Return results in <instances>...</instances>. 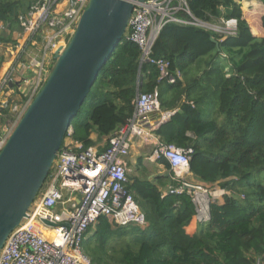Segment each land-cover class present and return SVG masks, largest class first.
Masks as SVG:
<instances>
[{
    "label": "trees",
    "instance_id": "1",
    "mask_svg": "<svg viewBox=\"0 0 264 264\" xmlns=\"http://www.w3.org/2000/svg\"><path fill=\"white\" fill-rule=\"evenodd\" d=\"M187 3L202 20L237 19L236 35L218 38L194 25L165 24L153 55L183 72L174 84L158 81V68L141 64L138 44L124 37L87 95L82 117L71 125V138L92 146L93 131L114 132L132 115L137 92L158 87L161 110L176 111L155 130L159 140L193 147L194 176L234 194L213 204L210 221L191 235L185 228L195 206L186 193L167 191L165 183H175L171 174L167 182L132 176L129 186L148 225L116 230L101 216L84 243L93 264H264V37L252 33L239 0ZM30 4L0 0V18L19 30L18 17ZM11 36L4 33L0 40ZM14 118L9 109L0 115L1 124ZM158 161L171 168L165 158Z\"/></svg>",
    "mask_w": 264,
    "mask_h": 264
},
{
    "label": "built area",
    "instance_id": "2",
    "mask_svg": "<svg viewBox=\"0 0 264 264\" xmlns=\"http://www.w3.org/2000/svg\"><path fill=\"white\" fill-rule=\"evenodd\" d=\"M89 1L31 0L28 10L19 15L20 29L15 31L0 18V36L11 33L17 40L11 48V58L0 69V115L6 109L14 110L16 95L21 96L23 105L29 106L47 81L55 54L75 32ZM134 3L125 37L138 44L141 64L155 65L158 81L168 84L182 81L184 76L180 69L171 70L165 57L153 55L165 24L194 25L212 31L218 38L237 33V19H199L191 12L187 0H136ZM133 105L132 115L108 137L102 151L73 140L72 128H69V141L65 138L50 170V184L40 192L28 216L9 234L0 251V264H93L84 243L90 237L89 229L101 216L108 217L118 227H146V215L129 186L127 158L137 138L145 142L157 139L147 159L165 158L169 162L176 183L169 185L167 191L191 197L195 206L192 219L198 225L210 221L213 204L222 203L225 195H233L218 184L209 187L187 179L193 147L182 148L159 140L155 130L170 118L172 111L161 110L158 87L149 92L138 91ZM157 112L160 120L153 123L151 117ZM13 114L14 120L0 128V152L18 123L17 113ZM240 197L244 198V194Z\"/></svg>",
    "mask_w": 264,
    "mask_h": 264
},
{
    "label": "water",
    "instance_id": "3",
    "mask_svg": "<svg viewBox=\"0 0 264 264\" xmlns=\"http://www.w3.org/2000/svg\"><path fill=\"white\" fill-rule=\"evenodd\" d=\"M134 1H89L67 45L55 54L47 81L1 150L0 251L12 230L28 216L67 131L107 60L124 39ZM212 41L219 45L215 37Z\"/></svg>",
    "mask_w": 264,
    "mask_h": 264
},
{
    "label": "crops",
    "instance_id": "4",
    "mask_svg": "<svg viewBox=\"0 0 264 264\" xmlns=\"http://www.w3.org/2000/svg\"><path fill=\"white\" fill-rule=\"evenodd\" d=\"M239 2L242 5L243 15L250 24L252 33L257 37H264V3L262 2V0H239ZM254 26L256 27V31H254L253 29ZM16 41V39H10V41L7 42L5 46H3L0 42V56L3 57V60L0 62V69H4L5 63L11 58V48L13 46V43H15ZM3 48H6V51L4 53L1 50ZM3 54L4 56H2ZM16 85L19 84L17 83ZM160 116V113H154L151 117V121H154L155 123L159 122ZM108 137L109 136L102 138L96 132H92L90 136L91 140L93 141L92 146L102 151L108 143ZM67 141H69V139H67ZM156 142V138H153L150 141L146 140V142L141 140L140 138H137L135 140V143L131 148L130 155L127 158L130 181L132 176H138L140 178H146L149 180L153 179L156 181H159L161 178H164L165 182H167L166 180H168V175L171 174V179L173 180V182L176 183V180L174 179V174L172 170H170L171 168L169 169L168 167H166L163 162L147 159L148 157H150L149 155H151L152 151L156 147ZM187 179H189L191 182L203 183L206 185L214 186L215 184H217L205 183L200 181L194 176L191 170L187 175ZM172 184L174 183H165L167 187ZM226 189L228 190V192L232 191L231 189L229 190V188ZM220 202L223 201L221 200ZM198 228L199 225L192 219L185 229L187 233L193 235L197 232Z\"/></svg>",
    "mask_w": 264,
    "mask_h": 264
},
{
    "label": "rangeland",
    "instance_id": "5",
    "mask_svg": "<svg viewBox=\"0 0 264 264\" xmlns=\"http://www.w3.org/2000/svg\"><path fill=\"white\" fill-rule=\"evenodd\" d=\"M11 38L13 39V35L11 36ZM10 41V39H3V40H0V42L2 43V45L3 46H5L6 44H7V42H9ZM12 42V41H11ZM67 44V43H66ZM2 51H3V53L6 51V48H3V49H1ZM2 56H4V54L2 55ZM56 61V60H55ZM55 61H54V63L51 65V69L53 68V66H54V64H55ZM20 99H21V96L20 95H16V96H14L13 97V109L14 110H11V112L12 113H17V117H18V122H19V120L21 119V117L23 116V114L25 113V110H26V108H27V106H25V105H23L21 102H20ZM11 113V114H12ZM82 117V113L81 114H79V116H78V119H80ZM9 121V119L5 122V123H7ZM153 123H155L154 121H153ZM18 124V123H17ZM2 125L3 124H1V122H0V128L2 127ZM15 124H13L12 126H14ZM16 127V126H15ZM14 127V128H15ZM71 127V126H70ZM71 129V128H70ZM116 129V128H115ZM93 132H96L99 136H101L102 138H104V137H107V136H110L111 134H112V132L111 133H109V134H103V135H100L97 131H93ZM67 139V138H66ZM145 160V159H144ZM131 174H132V172H131ZM50 184V179H49V181H45V183H44V186H43V188L40 190V192H42V190H44V188H46L48 185ZM214 186H217L216 184L214 185ZM209 187H212V185H210ZM215 188H217V187H215ZM39 192V195L37 196V198H36V200H38V197H40V193ZM239 196L241 195V193L240 194H238ZM35 200V201H36ZM109 226H111L112 228H114V229H116V230H118L119 229V227L118 226H116V225H113L112 223H109Z\"/></svg>",
    "mask_w": 264,
    "mask_h": 264
}]
</instances>
